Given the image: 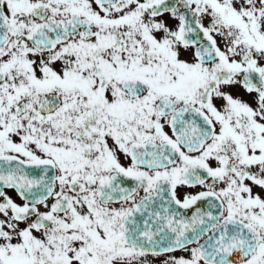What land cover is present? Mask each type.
<instances>
[{"label": "snow or ice", "instance_id": "6c2138e0", "mask_svg": "<svg viewBox=\"0 0 264 264\" xmlns=\"http://www.w3.org/2000/svg\"><path fill=\"white\" fill-rule=\"evenodd\" d=\"M0 264H264V0H0Z\"/></svg>", "mask_w": 264, "mask_h": 264}]
</instances>
